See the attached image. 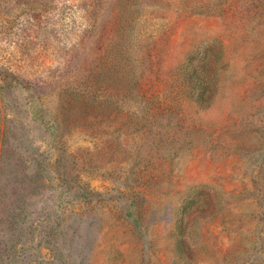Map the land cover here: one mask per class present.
<instances>
[{"label": "rangeland", "instance_id": "1", "mask_svg": "<svg viewBox=\"0 0 264 264\" xmlns=\"http://www.w3.org/2000/svg\"><path fill=\"white\" fill-rule=\"evenodd\" d=\"M0 194V264H264V0H0Z\"/></svg>", "mask_w": 264, "mask_h": 264}, {"label": "trees", "instance_id": "2", "mask_svg": "<svg viewBox=\"0 0 264 264\" xmlns=\"http://www.w3.org/2000/svg\"><path fill=\"white\" fill-rule=\"evenodd\" d=\"M195 76H198V75H195ZM1 172H3V167H1ZM0 198H1V194H0Z\"/></svg>", "mask_w": 264, "mask_h": 264}]
</instances>
